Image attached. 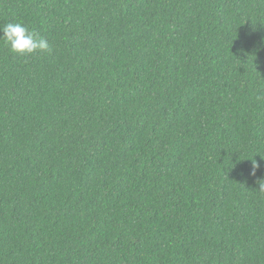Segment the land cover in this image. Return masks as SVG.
<instances>
[{"label": "trees", "instance_id": "16d2710c", "mask_svg": "<svg viewBox=\"0 0 264 264\" xmlns=\"http://www.w3.org/2000/svg\"><path fill=\"white\" fill-rule=\"evenodd\" d=\"M0 264H264V0H0Z\"/></svg>", "mask_w": 264, "mask_h": 264}, {"label": "clouds", "instance_id": "9594fccd", "mask_svg": "<svg viewBox=\"0 0 264 264\" xmlns=\"http://www.w3.org/2000/svg\"><path fill=\"white\" fill-rule=\"evenodd\" d=\"M0 42L13 54L25 60L48 54L52 50L51 44L45 37L30 29L22 21H10L0 25ZM255 100L264 103V93L256 95ZM251 164L250 175L255 178V184L258 186L257 192L264 193V177H257L260 164L255 159L251 161Z\"/></svg>", "mask_w": 264, "mask_h": 264}]
</instances>
